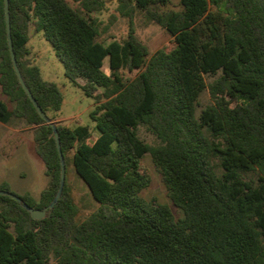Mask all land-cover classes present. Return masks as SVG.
I'll list each match as a JSON object with an SVG mask.
<instances>
[{"label":"trees","instance_id":"obj_1","mask_svg":"<svg viewBox=\"0 0 264 264\" xmlns=\"http://www.w3.org/2000/svg\"><path fill=\"white\" fill-rule=\"evenodd\" d=\"M110 1L8 0L23 81L54 123L65 168L71 155L97 201L78 219L66 179L48 207L60 177L53 127L15 74L0 0V89L12 103L0 99V122L20 118L31 128L48 177L37 197L0 183L46 208L32 218L0 195V264H264V0H115L128 28L105 42L98 14ZM134 15L163 28L173 47L151 53L135 34ZM30 27L50 42L69 81L93 98L96 136L56 119L62 94L29 57ZM204 88L210 103L196 114ZM140 124L158 144L139 137ZM146 153L181 216L141 195L150 182L141 167Z\"/></svg>","mask_w":264,"mask_h":264},{"label":"rangeland","instance_id":"obj_2","mask_svg":"<svg viewBox=\"0 0 264 264\" xmlns=\"http://www.w3.org/2000/svg\"><path fill=\"white\" fill-rule=\"evenodd\" d=\"M98 17L100 19L98 39L108 42L113 38L120 39L125 36L128 20L117 11L115 0L108 2ZM132 22L136 36L148 46L151 53L157 49L168 51L173 47L172 37L157 24L143 21L139 15H134ZM27 47L29 57L32 63L38 66L41 77L54 82L60 88L62 102L59 110L54 112L56 119L70 127L76 124L87 125L92 132V137L96 136L95 121L90 116V111L94 106L93 98L86 95L79 86L72 84L64 75L62 63L55 56L50 42L43 37L41 31H35L33 27L29 28ZM102 68L106 70L107 58L104 59ZM203 77L206 83L213 78L206 74ZM0 99L6 101L9 106L12 105L1 89ZM208 103H210L209 92L207 88H204L197 98L196 114ZM137 134L150 145L159 143L157 137L143 124L138 125ZM213 161L215 162L216 159ZM141 167L150 177V182L141 191V195L146 199L155 197L158 201L168 204L176 217L181 216V210L175 207L167 196L161 176L149 153L142 157ZM216 170L219 172L218 166ZM246 177L255 180L256 174L250 172ZM65 179L79 207L77 218L81 219L96 207L97 201L93 198L86 183L76 173L71 155L66 160ZM47 180L44 165L35 150L31 128L20 118H14L7 123L0 122V183L6 182L9 190L14 193L22 194L28 191L37 197L40 190L45 187ZM50 263L56 264L53 260Z\"/></svg>","mask_w":264,"mask_h":264},{"label":"water","instance_id":"obj_3","mask_svg":"<svg viewBox=\"0 0 264 264\" xmlns=\"http://www.w3.org/2000/svg\"><path fill=\"white\" fill-rule=\"evenodd\" d=\"M3 9H4V19H5V28H6V37H7L8 49H9V54H10V57H11V62H12V66H13V69L15 71V74H16V76L18 78V81H19L20 85L22 86V88L26 92L27 96L31 100V102L34 105V107H35L36 111L38 112V114L45 121L51 122L50 119L48 118V116L45 114V112L42 110V108L36 102L35 98L31 94L29 88L24 83L23 78L21 76V73L19 71V68H18V65H17V61H16V58H15V54L13 52L12 40H11V35H10L8 0H3ZM51 125L53 127V136H54V139H55L56 148H57V151H58V154H59V158H60V177H59L58 189H57L56 193L54 194L51 202L48 204V207H52L54 202L58 199V197H59V195L61 193V190H62V186H63L64 180H65V163H64L63 155H62V152H61V149H60V143H59L58 134H57V131H56V128H55L53 122H51ZM1 194L8 195L11 198L15 199L16 201H18L25 209L28 210V212H29V214H30V216L32 218L41 219V218L44 217L45 212H46V208H43V209L33 208V207L29 206L26 202H24L17 194H14V193H12L10 191H7V190L0 189V195Z\"/></svg>","mask_w":264,"mask_h":264},{"label":"crops","instance_id":"obj_4","mask_svg":"<svg viewBox=\"0 0 264 264\" xmlns=\"http://www.w3.org/2000/svg\"><path fill=\"white\" fill-rule=\"evenodd\" d=\"M1 123H3V122H1Z\"/></svg>","mask_w":264,"mask_h":264}]
</instances>
